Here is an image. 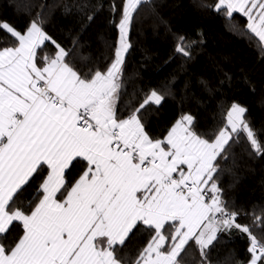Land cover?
Masks as SVG:
<instances>
[{
	"label": "snow or ice",
	"instance_id": "snow-or-ice-1",
	"mask_svg": "<svg viewBox=\"0 0 264 264\" xmlns=\"http://www.w3.org/2000/svg\"><path fill=\"white\" fill-rule=\"evenodd\" d=\"M72 6L87 22L93 20L94 11H86L95 7L89 0H73ZM202 6L229 19L239 13L247 33L264 46V0ZM44 7L23 32L0 21V30L14 38L12 46L0 48V264H184L192 244L198 264H214L212 248L221 234L230 237L234 230L247 237L250 254L235 264H264V208L257 214L253 206L248 213L220 184L221 162L230 157L235 162L232 149L242 138L257 156L264 155L247 109L231 102L223 126L203 133L193 115L182 114L163 138H152L142 116L151 105H161L175 77L162 90L135 85L127 93L132 76L125 79L124 66L135 14L140 8L154 12L153 0L110 5L114 15L120 13L118 39L106 43L104 67L84 73L72 63L74 55L90 59L80 51L79 34L71 48L54 40L43 27ZM198 35L202 44L203 33ZM174 36L168 60H191L198 41ZM45 42L54 52L41 57ZM201 83L207 87V81ZM124 93L127 115L118 107ZM76 165L79 171L69 180ZM37 179V196L29 207L18 206L19 194ZM242 213L251 215L250 224L239 222ZM13 227L21 231L10 236ZM137 229L147 242L135 256L121 254Z\"/></svg>",
	"mask_w": 264,
	"mask_h": 264
},
{
	"label": "trees",
	"instance_id": "trees-1",
	"mask_svg": "<svg viewBox=\"0 0 264 264\" xmlns=\"http://www.w3.org/2000/svg\"><path fill=\"white\" fill-rule=\"evenodd\" d=\"M216 0H153L154 9L140 8L129 32L131 47L126 54L124 76L128 80L127 93L135 85L162 90L170 84V93L160 106L151 105L142 116L147 132L152 138H163L175 120L182 114L194 116L195 128L198 132H207L223 126L226 110L231 102H236L247 109L246 117L256 130L259 139L264 142V47L244 29L246 20L240 15L229 19L222 12L211 7ZM94 5L87 12L94 11V18L89 23L83 13L72 6L73 0H0V21L7 22L16 30L23 32L29 21L43 9L45 31L65 48L72 47V37L79 34L83 45L80 50L90 56L83 61L74 55L72 63L82 73L89 67H104V53L109 51L107 44H114L118 39L117 24L120 13L110 11L115 3L122 8V0H89ZM68 5V10H66ZM82 22L87 27H81ZM233 25L236 29H233ZM244 30L246 35H239ZM203 33L204 42L201 44ZM174 34L184 35L189 40H197L193 58L185 61L177 56L168 60L175 45ZM14 38L6 31L0 30V48L12 46ZM40 56L54 52L51 42L42 46ZM165 61H168L165 63ZM183 65V67H181ZM224 73H229V81ZM135 74V75H133ZM245 75L250 83L245 82ZM207 81V87L201 81ZM224 80L223 84L220 81ZM253 86L255 90L253 91ZM211 89V91H209ZM122 94L118 107L122 115L129 96ZM139 95V94H138ZM234 160L230 157L226 163L221 162L224 171L220 184L227 197L236 205H242L248 213L253 206L257 214L264 208V155L257 156L251 150L246 138L239 145H234ZM80 165H76L68 173V179L76 175ZM40 181L33 180L16 199L18 206L27 208L37 196ZM231 185V187H229ZM241 224H250L251 215L239 217ZM21 231L13 227L10 236ZM259 235V230L253 228ZM148 236L139 229L134 230L121 254L130 253L135 256L147 242ZM248 240L244 234L233 231L229 237L221 234L219 241L211 251L214 264H235L236 260H247ZM234 253V255H233ZM227 257V259H226ZM184 264H198L199 253L194 244L183 254Z\"/></svg>",
	"mask_w": 264,
	"mask_h": 264
},
{
	"label": "crops",
	"instance_id": "crops-1",
	"mask_svg": "<svg viewBox=\"0 0 264 264\" xmlns=\"http://www.w3.org/2000/svg\"><path fill=\"white\" fill-rule=\"evenodd\" d=\"M234 15H240L239 13H236ZM241 16V15H240ZM244 18V17H243ZM245 19V18H244ZM246 20V19H245ZM252 35V34H251ZM253 36V35H252ZM256 38V37H255ZM257 39V38H256ZM258 40V39H257ZM46 43V42H45ZM264 47V46H263Z\"/></svg>",
	"mask_w": 264,
	"mask_h": 264
}]
</instances>
